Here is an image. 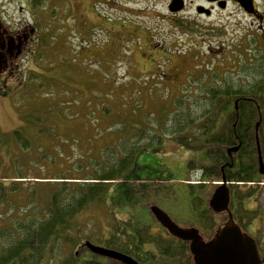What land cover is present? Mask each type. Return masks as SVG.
<instances>
[{"label":"rangeland","instance_id":"obj_1","mask_svg":"<svg viewBox=\"0 0 264 264\" xmlns=\"http://www.w3.org/2000/svg\"><path fill=\"white\" fill-rule=\"evenodd\" d=\"M69 4L75 15L60 13L44 22L45 43L37 62L28 69L23 65L20 77L0 81V230L7 229V242L12 232L13 237L20 234L15 230L18 223L38 214L50 190L59 189L58 179H82L92 173L91 161L103 160V164L120 159L124 147L143 144L150 137L139 138V128L161 129V135L157 145L136 156L122 182L110 184L102 203L77 214L70 240L62 241L52 256L46 254L41 264H60L75 252L83 259L88 251L78 246L81 242L105 246L111 237L120 238L119 227L123 221L131 222L129 217L139 228L155 224L148 207L155 191L160 195L176 185L184 190L187 186L181 180L197 182L200 143L198 138H185L201 122L217 120L216 129L230 127V102L220 97L211 108L207 89L227 86L257 91L259 86L264 90V22L247 15H224L229 16L225 31L221 29L219 39L208 44L209 38L173 28L175 21L168 20L169 15H103L101 0H69ZM155 11L163 13V0H155ZM148 36L162 47L152 46ZM189 109V120L172 127V114L186 115ZM200 114L203 119L196 123ZM40 117L53 134H37L38 129L27 123ZM19 129L32 141L31 148L22 152L11 135ZM180 135L182 142H176ZM119 139L124 142L111 150ZM104 146L111 149L101 155ZM192 187L194 195L196 185ZM256 197L263 205L264 190ZM157 204L177 224H185V215H179L185 212L183 207L176 208L181 211L178 214L168 211L172 207L163 202ZM260 216L256 227L264 230L262 211ZM244 217L251 220L256 214L244 213ZM149 233L158 236L154 225ZM144 249L155 252L149 244Z\"/></svg>","mask_w":264,"mask_h":264},{"label":"flooded vegetation","instance_id":"obj_2","mask_svg":"<svg viewBox=\"0 0 264 264\" xmlns=\"http://www.w3.org/2000/svg\"><path fill=\"white\" fill-rule=\"evenodd\" d=\"M101 4L103 10L106 11L103 15H130L135 18H139V15H169L166 18L175 21V23L172 22L173 28L179 31L190 30L194 37L197 35L200 39L209 38L208 44L219 39L217 36L221 29L225 31L229 16L224 15H249L248 17L259 23L264 22V0H163V13L159 14L155 11V0H101ZM62 6L63 9L60 10ZM60 13L75 15L69 0H0V81L2 83L20 77L23 65L28 69L31 64L37 62V54L43 49L45 42L44 22L50 18L52 20L54 15H60ZM136 24L139 26V23ZM145 24L149 23L145 21ZM144 29L148 30V27ZM139 30L137 28V31ZM148 38L152 46L157 49L162 47L158 41L159 44L153 43L152 36ZM240 100L245 103L248 99ZM213 126H215L214 129H212ZM227 126L230 127L216 129L217 124L198 126L196 136L200 144L196 150L197 182L194 184L197 191L194 195H191L193 187L190 184H185L187 186L185 187L183 184L184 190L176 185L175 190L166 189L160 195L155 191L153 199L149 198V200L152 202L151 205H158L157 207L165 210V213L166 208L162 209L160 204L156 205V203L163 202L166 206L172 207L168 211L178 212V214L181 211L176 208L183 207L185 212L179 214L180 217L185 215L183 226L177 224L168 212L166 214L181 228H195L204 243L213 238L216 231L228 221L230 214L241 231L255 242L258 260L260 264H264V242L262 240L264 230L262 227H256V223L262 220L261 211L264 214V204L259 205L256 197L257 192L264 190V174L259 172L256 142L253 140L244 142L240 139L241 131L245 127L249 128L246 124L232 123ZM155 135L159 137L161 134L156 132ZM168 138L172 136L169 135ZM174 139L179 142L182 138L180 135ZM155 141L148 139L144 142L150 144ZM259 150L264 165V143L260 141ZM223 179L228 189L229 202L227 210L215 212L210 207V200L222 185ZM242 194H246V197L241 198ZM188 195H191L190 199ZM253 201L254 206L252 207ZM244 213L256 214V217L247 220ZM188 214L196 218L198 223L191 222V215L187 216ZM129 219L131 222L123 221L121 225L122 232L124 230L126 235L122 233L115 243H111L108 247L105 245L104 248L117 250L137 264H194L192 256L188 253L189 242L173 238L153 218L152 221L155 224L150 222L142 228H139L131 217ZM153 225L157 229L156 235L158 236H151L149 233ZM145 229L148 230L145 231ZM143 230L145 233L141 232ZM146 237H153V239L144 241ZM156 241L169 243L168 245L178 244L182 250L181 252H163L161 247L157 246ZM147 244L152 245L155 252L144 249ZM78 246L83 247L82 243ZM76 255L75 252L76 264L91 262L124 264L121 261L96 256L90 252H86L83 259H78Z\"/></svg>","mask_w":264,"mask_h":264},{"label":"trees","instance_id":"obj_3","mask_svg":"<svg viewBox=\"0 0 264 264\" xmlns=\"http://www.w3.org/2000/svg\"><path fill=\"white\" fill-rule=\"evenodd\" d=\"M262 77L264 78L263 75ZM213 88L209 87L207 89L209 93L207 101L212 105L211 108H215L213 103L215 101L219 103V100H221L220 97L223 99L225 98L230 102L231 106V113L229 111L230 125L232 123L246 124L249 128L245 127V129L241 131L242 136L240 139H243L244 142L251 140L254 141V124L258 120V110L264 107L263 88H259L258 86L257 91L250 87L230 88L225 86L222 88ZM242 98L248 99L247 102H241L240 99ZM249 99H251V101H249ZM235 101L237 102V111L234 107ZM104 106L105 105L103 104L101 107L103 108ZM105 110L106 109H102L103 112ZM209 112L210 111L204 115L208 116ZM186 113V115L172 114L175 119L173 122L174 125L177 124L180 127L187 122V120H189L188 116L190 109ZM261 114L262 121L258 128V137L259 141L264 143V113ZM89 115H92V113L90 112ZM202 116L203 115L200 114V118H195V122L200 123ZM63 118H66V115ZM29 119L30 121L27 123L38 129V131H36L37 134H43L44 132L49 131L47 130V120L45 118L43 119L40 117V119ZM95 130L97 131V129ZM137 130H140L139 135L142 136L147 129L139 128ZM249 130H251V132ZM159 131L161 132V129ZM49 132L53 134V131ZM11 135H13L16 144L21 146V152L31 148L32 141L22 130H15ZM148 136H151L150 139L158 138L154 136L153 131H150ZM121 142V139H119L117 145L113 146L114 148L112 149L111 147H107L108 145L104 146L100 150L101 155L103 154V151L108 149L116 150V147L119 148ZM123 149L124 152L121 158L114 162H104L102 164L103 160L98 162L91 161L93 163L92 173L85 178L58 179L60 182L56 183H59V189L50 190L47 194V200L42 206L40 205V210L37 211V215L28 216L26 221L17 224V229L15 230L17 233L19 231L20 234L13 237L14 232H12V236L10 234V237L12 238L9 242H7V229H4V231L3 229L0 230V264H41L46 254L52 256L56 249L61 245L62 241H69L72 236L71 232L74 231L75 228V218L77 214L92 204L102 203L104 201L110 184L118 180L121 182V179L132 169L134 157L137 154H140L139 150L141 148L131 146L128 148L124 147ZM32 212L35 211L33 210ZM115 237L113 236L112 238ZM116 240L117 239L107 240L105 244L108 247L111 243H115ZM177 242L180 243L179 241ZM156 243L157 246L161 247L163 252H181L182 250L181 246L178 244L168 245L169 243L165 242V244L160 241H156ZM181 244L184 246L183 243ZM162 246H164V248ZM60 264H76L74 253L64 259ZM89 264L98 263L91 262Z\"/></svg>","mask_w":264,"mask_h":264},{"label":"water","instance_id":"obj_4","mask_svg":"<svg viewBox=\"0 0 264 264\" xmlns=\"http://www.w3.org/2000/svg\"><path fill=\"white\" fill-rule=\"evenodd\" d=\"M259 172L264 174V165L260 156ZM228 199V190L225 185H222L213 194L210 207L215 212L227 210ZM150 211L171 236L190 242L189 250L194 264H260L254 241L241 232L230 214L228 221L216 231L213 238L204 243L196 229L179 228L156 206H152ZM85 246L93 253L119 260L124 264H137L116 251L97 247L89 242H86Z\"/></svg>","mask_w":264,"mask_h":264}]
</instances>
